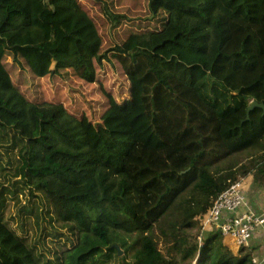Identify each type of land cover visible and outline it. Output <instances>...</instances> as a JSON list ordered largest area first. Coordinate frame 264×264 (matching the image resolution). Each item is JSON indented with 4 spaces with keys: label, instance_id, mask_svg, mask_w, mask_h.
Returning a JSON list of instances; mask_svg holds the SVG:
<instances>
[{
    "label": "trees",
    "instance_id": "obj_1",
    "mask_svg": "<svg viewBox=\"0 0 264 264\" xmlns=\"http://www.w3.org/2000/svg\"><path fill=\"white\" fill-rule=\"evenodd\" d=\"M103 1L111 30L132 23L109 46L78 0H0V264H255L257 247L198 236L232 182L264 187V110L248 119L264 103V0H146L134 22L115 1L141 0ZM7 56L87 84L110 62L128 97L104 90L112 123L96 128L28 99Z\"/></svg>",
    "mask_w": 264,
    "mask_h": 264
},
{
    "label": "rangeland",
    "instance_id": "obj_2",
    "mask_svg": "<svg viewBox=\"0 0 264 264\" xmlns=\"http://www.w3.org/2000/svg\"><path fill=\"white\" fill-rule=\"evenodd\" d=\"M78 1L96 19L97 26L107 46L115 44L122 37L121 34L124 28L132 24L131 22H125L121 28L111 30V25L104 16L102 9L103 0ZM122 3L115 1L118 10L129 14L133 22L146 18V0L139 1L140 4L138 7L135 4L132 6L131 4ZM61 4L64 6V11L59 15L61 20H70L77 15L78 10L75 7H69L70 5L64 2ZM155 23L152 22L151 26H155ZM12 61L11 56L5 58V62L11 70L14 83L28 99L62 102L74 114H85L96 128L112 123L110 112H107L103 118V112L106 110L108 102L104 90L113 91L115 95H118L119 99L128 97L129 82L121 71L118 68H114L110 62H105L106 67L102 68L104 71L96 83L87 84L74 76L70 70H62V73L59 75H48L43 78H37L28 68L12 65ZM53 66L52 64L51 67ZM160 247L163 250L165 249L163 244Z\"/></svg>",
    "mask_w": 264,
    "mask_h": 264
},
{
    "label": "built area",
    "instance_id": "obj_3",
    "mask_svg": "<svg viewBox=\"0 0 264 264\" xmlns=\"http://www.w3.org/2000/svg\"><path fill=\"white\" fill-rule=\"evenodd\" d=\"M245 204V177H241L216 198L204 215L198 236L200 243L206 232L218 228L224 238H232L239 247L249 246L256 230L264 226V212L246 210L239 213ZM253 261L260 264L256 258Z\"/></svg>",
    "mask_w": 264,
    "mask_h": 264
},
{
    "label": "crops",
    "instance_id": "obj_4",
    "mask_svg": "<svg viewBox=\"0 0 264 264\" xmlns=\"http://www.w3.org/2000/svg\"><path fill=\"white\" fill-rule=\"evenodd\" d=\"M245 192L246 204L240 209L239 213L246 210H252L256 213L264 212V187L256 182L254 174L245 176ZM223 241L235 254L239 253L241 247L232 238L223 237ZM249 246L258 248L254 258L258 259L260 264H264V226L256 230Z\"/></svg>",
    "mask_w": 264,
    "mask_h": 264
},
{
    "label": "water",
    "instance_id": "obj_5",
    "mask_svg": "<svg viewBox=\"0 0 264 264\" xmlns=\"http://www.w3.org/2000/svg\"><path fill=\"white\" fill-rule=\"evenodd\" d=\"M262 108L264 110V103H260L258 101H252L251 106L248 109V119H250V112L255 108ZM122 253V251H120Z\"/></svg>",
    "mask_w": 264,
    "mask_h": 264
}]
</instances>
